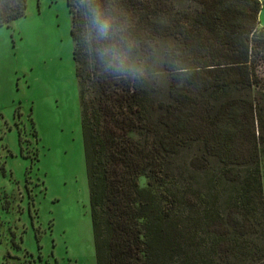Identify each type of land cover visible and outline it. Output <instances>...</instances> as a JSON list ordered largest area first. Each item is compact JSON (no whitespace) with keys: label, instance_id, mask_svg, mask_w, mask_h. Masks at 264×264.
Wrapping results in <instances>:
<instances>
[{"label":"trees","instance_id":"1","mask_svg":"<svg viewBox=\"0 0 264 264\" xmlns=\"http://www.w3.org/2000/svg\"><path fill=\"white\" fill-rule=\"evenodd\" d=\"M27 5L0 0V28ZM66 6L97 264H264L261 2Z\"/></svg>","mask_w":264,"mask_h":264},{"label":"rangeland","instance_id":"2","mask_svg":"<svg viewBox=\"0 0 264 264\" xmlns=\"http://www.w3.org/2000/svg\"><path fill=\"white\" fill-rule=\"evenodd\" d=\"M70 29L66 0H28L0 28V264H97ZM199 155L173 166L197 171Z\"/></svg>","mask_w":264,"mask_h":264},{"label":"clouds","instance_id":"3","mask_svg":"<svg viewBox=\"0 0 264 264\" xmlns=\"http://www.w3.org/2000/svg\"><path fill=\"white\" fill-rule=\"evenodd\" d=\"M98 29L102 35H107L109 29V24L107 22H102L97 19Z\"/></svg>","mask_w":264,"mask_h":264},{"label":"crops","instance_id":"4","mask_svg":"<svg viewBox=\"0 0 264 264\" xmlns=\"http://www.w3.org/2000/svg\"><path fill=\"white\" fill-rule=\"evenodd\" d=\"M259 16H260V15H259ZM260 26L262 27L261 22H260ZM262 28H264V27H262Z\"/></svg>","mask_w":264,"mask_h":264}]
</instances>
